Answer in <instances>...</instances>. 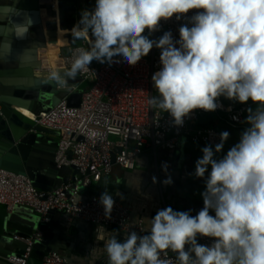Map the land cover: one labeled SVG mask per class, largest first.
<instances>
[{"label":"clouds","instance_id":"clouds-1","mask_svg":"<svg viewBox=\"0 0 264 264\" xmlns=\"http://www.w3.org/2000/svg\"><path fill=\"white\" fill-rule=\"evenodd\" d=\"M194 9L201 11L192 17L193 26L179 30L181 48L173 45L170 33L155 43L162 49L163 67L152 77L159 97L148 103L169 112L177 125L195 109L214 111L222 95L264 109V0H96L94 12L82 14V28L72 29L74 40L88 39L91 31L90 50L79 49L71 68L53 72L49 81L65 85L88 71L93 60L111 64L122 56L134 66L154 45L146 29L154 32L162 19H180ZM249 112L251 127L223 159L214 160L205 147L196 162L201 178L211 165L203 209L196 216L171 207L159 210L150 235L132 232L123 243L99 227L96 238L104 241L108 264H173L161 259L169 249L178 253L179 264H264V110ZM228 136L221 133L216 152ZM100 203L110 219L112 196L103 193ZM197 234L215 243L198 244Z\"/></svg>","mask_w":264,"mask_h":264},{"label":"built area","instance_id":"built-area-1","mask_svg":"<svg viewBox=\"0 0 264 264\" xmlns=\"http://www.w3.org/2000/svg\"><path fill=\"white\" fill-rule=\"evenodd\" d=\"M38 3L51 9V17L62 9L57 0H38ZM198 11L201 10H190L180 19L176 16L162 19L154 32L146 29L144 35L154 45L149 54L134 66L128 65L122 56L114 57L111 64L93 60L88 71L78 73L82 82H73L68 87L69 94L80 91L78 105H67L63 99L46 112L34 116V122L45 129L41 131L42 136L55 143L56 166H74L76 170L59 186L45 190L35 186L22 172L0 169V205L7 209L16 204L28 205L41 219H47L46 215L51 210H59L67 214L69 221L115 226L127 232L137 230L139 236H143V219L133 220L131 205L112 194L109 195L114 200V206L111 218H106L104 206L100 203L102 194L93 190V184L109 174L114 164L125 169L135 168L136 158L146 144L172 148L184 135L194 142L216 146L222 142V131L214 126H203L198 120L200 115L213 113L236 128L247 113L250 115L249 109L254 114L259 106L251 100L240 103L222 95L216 99L217 108L214 111L195 109L183 118L182 125H177L169 112L153 108L148 103L152 97H159L152 77L163 67L160 60L162 49L155 43L165 33H170L173 45L181 48L179 30L183 25L192 27V17ZM43 18H48L47 14ZM53 19L51 21L55 25L52 30L57 33L58 39L49 41L52 35L45 32L48 40L37 49L40 64L33 69L38 77H51L59 68L70 69L79 55L78 50H90L91 47L90 37L74 40L72 31L60 32ZM80 85H83L81 90ZM117 147L119 151H116ZM14 237L27 246L22 254H11L6 259L12 264H31L29 256L33 241H45V238L40 233ZM197 240L198 244L209 247L215 243V238L200 235ZM160 255L161 259H171L173 264H179L178 254L170 249L167 250V257L164 253ZM41 264H67V259L60 252L51 250L43 255Z\"/></svg>","mask_w":264,"mask_h":264},{"label":"crops","instance_id":"crops-1","mask_svg":"<svg viewBox=\"0 0 264 264\" xmlns=\"http://www.w3.org/2000/svg\"><path fill=\"white\" fill-rule=\"evenodd\" d=\"M85 10H88L87 4ZM47 17L42 19L45 31L46 29L50 30L49 28L55 25V22L51 21V15L48 16L47 14ZM76 22L82 27L77 17ZM46 33L49 34L47 31ZM91 35V31H89L90 39ZM46 39L48 40V37ZM226 132L229 133V138L236 130L233 127H226ZM38 136L46 139L47 142H43L42 147L31 150L29 166L38 183L37 187L42 189V186H51L60 176V178L70 177L72 170L67 169L65 172L58 173L53 156L54 141L44 138L40 132ZM182 138L172 148L152 147L146 144L141 154L136 158L135 168L125 169L114 164L109 174L104 175L93 184V190L96 193L107 192L131 205L132 219H143L145 228L143 236L151 234V221L159 210L171 207L173 211L187 212L191 216H196L204 207L202 194L206 191V182L211 173V165L208 166L202 178L197 177L196 162L203 158V149H200L203 146L201 147L199 142H194L187 136ZM224 145H229V150L233 147L227 140L223 141ZM177 148H179L180 183L176 194L167 199L168 180ZM218 154L224 158L227 152L221 154L213 151V159L216 161H219ZM0 208H4L7 212L5 216L0 215V253H20L22 245L14 237L19 233L13 234V232L19 229L18 227L22 229L32 228L35 217L31 214L14 211L13 208L7 209L3 205H0ZM209 214L215 216V211L210 209ZM42 220L49 222V229L47 230L49 247L66 257L67 264H108L107 253L104 251V241L96 238L99 227H103L107 233L115 235L121 243L132 232L139 236L137 230L127 232L115 226L97 225L82 220L69 221L67 214L59 210H51L49 217ZM35 233L45 235V232L39 229L32 232V234ZM185 247L187 250L191 248V245ZM193 255L194 253H192ZM36 259L40 260L38 257H34L32 261L35 262ZM0 264L9 263L0 259Z\"/></svg>","mask_w":264,"mask_h":264},{"label":"water","instance_id":"water-1","mask_svg":"<svg viewBox=\"0 0 264 264\" xmlns=\"http://www.w3.org/2000/svg\"><path fill=\"white\" fill-rule=\"evenodd\" d=\"M77 19L80 24L82 14L86 11L85 0H75ZM48 9L38 3V0H0V169L26 174L35 186L37 181L29 166L31 150L42 147L46 139L38 136L45 130L34 122L33 117L46 112L52 105L65 99L66 104L76 106L80 101V91L69 94L68 87L73 82L81 83L82 77L77 74L75 80L68 81L59 87L51 84V77H38L33 69L39 66L37 49L44 46L47 36L43 24V15ZM69 69L59 68L56 72H66ZM81 139V137H80ZM55 150V145L52 147ZM117 147L116 151H119ZM54 156V154H53ZM179 148L170 171L167 199L176 194L180 183V169L178 168ZM114 161V156H113ZM56 165V164H55ZM58 173L72 170L74 166H60ZM71 174V175H72ZM61 177V176H60ZM58 178L51 186H42L50 190L65 182L69 177ZM168 180V181H169ZM14 211L33 215L32 228L15 230L21 236L31 235L36 229L45 232V241L34 240L31 246L29 262L41 264V259L49 247V222L42 220L32 208L24 204H16ZM4 208H0V215H6ZM49 217V214L46 215ZM11 234V233H9ZM22 246L20 253H0V259L9 262L6 258L11 254H22L26 244L16 239ZM40 260L33 262V258Z\"/></svg>","mask_w":264,"mask_h":264},{"label":"bare ground","instance_id":"bare-ground-1","mask_svg":"<svg viewBox=\"0 0 264 264\" xmlns=\"http://www.w3.org/2000/svg\"><path fill=\"white\" fill-rule=\"evenodd\" d=\"M57 2H59V4H62V9H60L58 13H55V15L52 17L54 18L53 20L56 21L60 32L72 31L75 26H78L76 22L77 8L75 5V0H57ZM51 14H53V12L48 9V16ZM49 29L50 30L46 29V31L49 33L48 35H52L49 38V41H57V33L53 32L52 27H50Z\"/></svg>","mask_w":264,"mask_h":264},{"label":"trees","instance_id":"trees-1","mask_svg":"<svg viewBox=\"0 0 264 264\" xmlns=\"http://www.w3.org/2000/svg\"><path fill=\"white\" fill-rule=\"evenodd\" d=\"M94 39H95L94 36L91 35L92 42H94ZM224 97H226V96H224ZM247 117H248V113L244 116V118L241 121V123L239 124V126L235 128V130L240 134V136H242L243 132L245 130H247L248 127L250 126V124L247 121ZM198 120L203 126H205V127L214 126L218 129H220L222 132H226V127H230L227 124L226 119L219 118L217 115H215L213 113H204L203 115H200L198 117ZM199 143H200L201 147L203 146L200 149H204L205 147H210L212 149V151H216V146L208 145L204 142H199Z\"/></svg>","mask_w":264,"mask_h":264},{"label":"rangeland","instance_id":"rangeland-1","mask_svg":"<svg viewBox=\"0 0 264 264\" xmlns=\"http://www.w3.org/2000/svg\"><path fill=\"white\" fill-rule=\"evenodd\" d=\"M86 4H87V7H88V10H87V12H94V10H95V7H96V0H87L86 1ZM81 86H83V85H80L79 86V89L81 90L82 89V87ZM256 110L258 111V110H264V109H261L260 108V105L259 106H257L256 107ZM182 137H185L184 135H181L180 136V138H179V140L181 139H183ZM190 139V138H189ZM240 139H241V136H240V134L236 131L231 137H229L228 139H227V142H229L232 146H234V145H236L237 143H239V141H240ZM192 140V139H191ZM193 141V140H192ZM228 150H229V145H227V146H223V148L221 149V151L219 152V153H221V154H223L224 152L226 153V152H228ZM218 156H219V160H221V158L223 159V157H221L220 156V154H218ZM217 158V157H216ZM218 159V158H217Z\"/></svg>","mask_w":264,"mask_h":264}]
</instances>
